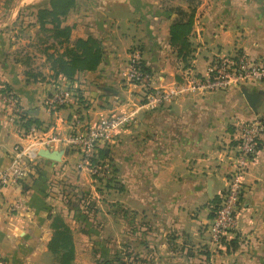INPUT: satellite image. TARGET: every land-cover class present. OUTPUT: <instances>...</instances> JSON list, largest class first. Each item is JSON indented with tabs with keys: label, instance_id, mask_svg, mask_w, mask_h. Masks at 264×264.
I'll use <instances>...</instances> for the list:
<instances>
[{
	"label": "crops",
	"instance_id": "obj_1",
	"mask_svg": "<svg viewBox=\"0 0 264 264\" xmlns=\"http://www.w3.org/2000/svg\"><path fill=\"white\" fill-rule=\"evenodd\" d=\"M42 1L0 0V88L13 94L40 135L56 136L46 149L60 159L37 154L19 184L0 187V264H61L49 248L53 224L69 234L71 264H264V140L243 178L230 245L215 250L205 229L226 186L237 126L264 113V82L185 92L151 107L124 74L129 48L136 45L158 87L179 81L187 65L203 72L209 59L235 49L264 59V0H75L63 24L72 26V39H98L102 58L96 70L72 78H53L43 54L26 49L38 30L35 12L27 22L18 13ZM191 9V59L185 62L170 44L169 28ZM24 54L31 55L28 67L19 61ZM28 68L43 80L28 77ZM66 83L82 98L50 112L48 92ZM243 90L257 96L254 108ZM125 111L133 113L131 126L100 150L118 169L117 193L104 195L89 171L78 169L80 154L63 139L77 113L93 121ZM8 114L0 97V171L11 165L15 146L30 144ZM83 191L90 206L78 209L74 202Z\"/></svg>",
	"mask_w": 264,
	"mask_h": 264
},
{
	"label": "built area",
	"instance_id": "obj_2",
	"mask_svg": "<svg viewBox=\"0 0 264 264\" xmlns=\"http://www.w3.org/2000/svg\"><path fill=\"white\" fill-rule=\"evenodd\" d=\"M125 79L138 88L137 95L141 103L151 107L170 103L185 92L224 91L231 86L264 82V59L253 58L243 49L218 54L208 60L203 72L192 66L183 69L181 79L170 87H158L153 84V75L145 68L143 52L140 46H131L128 52ZM0 97L6 101L9 119L17 134L29 140L27 148L15 146V157L9 168L0 171V187L5 184H19L29 173L40 147L51 148L56 136H43L41 128L34 122L25 125L26 110L13 94L0 88ZM72 98H77L76 89L68 83L53 86L45 99V106L50 112H57L68 106ZM133 122L132 111L110 112L93 121H87L80 114L73 116L64 142L80 154L78 169H87L97 180L105 177L107 159L100 155V150L110 145L116 136ZM236 145L232 147L226 186L218 194L212 215L206 225L209 243L215 250H224L230 245V239L236 235L238 212L244 190L243 178L249 164L257 155L264 140V113L255 114L237 126ZM106 161V162H105Z\"/></svg>",
	"mask_w": 264,
	"mask_h": 264
},
{
	"label": "trees",
	"instance_id": "obj_3",
	"mask_svg": "<svg viewBox=\"0 0 264 264\" xmlns=\"http://www.w3.org/2000/svg\"><path fill=\"white\" fill-rule=\"evenodd\" d=\"M74 5L75 0H47L46 5L39 6L35 11L34 23L38 25L36 38L39 44H43L42 53L53 71V78L59 75L72 78L77 72L96 70L101 62L102 53L99 40L92 36L72 39V26L63 24V18ZM193 14V9H191L185 19L174 22L169 28L170 44L185 62L191 59L188 36L193 25ZM19 61L28 67L31 60L27 56L24 59L19 58ZM26 75L35 81L43 80V77L33 72L31 68L27 69ZM77 94L80 100L82 95L79 91ZM33 122L34 120L29 115L25 125ZM101 155L104 157V153ZM53 228L49 248L60 256L61 264H71L74 250L69 234L65 228L58 227L57 224H53Z\"/></svg>",
	"mask_w": 264,
	"mask_h": 264
},
{
	"label": "rangeland",
	"instance_id": "obj_4",
	"mask_svg": "<svg viewBox=\"0 0 264 264\" xmlns=\"http://www.w3.org/2000/svg\"><path fill=\"white\" fill-rule=\"evenodd\" d=\"M46 2H47V0H43L41 2V4L43 3V5H46ZM35 11H36V9L33 10L31 8H28V9L25 8V10L19 11V13H18L19 20H23L25 22L30 21L31 20V15ZM37 27H38V25H37ZM21 28H23V27H21ZM37 33H38V30H36L34 38L30 40V43L27 45L26 49H28L31 53L43 54L42 53L43 44H39L38 43L39 40L36 38L37 37L36 36ZM27 56L29 58L31 57V55H29V54H24V55H22V59H24ZM43 56H44V54H43ZM35 57H36V55H35ZM32 63H36V62H32ZM106 159H107V162L105 161L106 162L105 163V166H106L105 177L103 179H101V180H97V178H94L90 173H89V176H90V179L92 181L91 183L94 185V188H95V190H97V192H101L104 195H109L110 196L112 194H116L118 189H119V185H118L119 182L117 181V179H118V169H117L116 165L114 164V162L112 161L111 158L107 157ZM88 194H89V192L83 191L82 195L80 197L79 196L77 197V200L74 203L77 205L78 209L90 206V202L87 199ZM114 207L116 208V206H114ZM207 235L209 237L208 232H207Z\"/></svg>",
	"mask_w": 264,
	"mask_h": 264
},
{
	"label": "water",
	"instance_id": "obj_5",
	"mask_svg": "<svg viewBox=\"0 0 264 264\" xmlns=\"http://www.w3.org/2000/svg\"><path fill=\"white\" fill-rule=\"evenodd\" d=\"M243 86V85H242ZM243 94L245 95L249 105L254 108L255 106V102L257 100V96L253 93H248L246 90H243ZM37 154L39 156H42V157H45V158H49V159H52V160H59L60 157L57 153L56 150H50V149H39Z\"/></svg>",
	"mask_w": 264,
	"mask_h": 264
}]
</instances>
